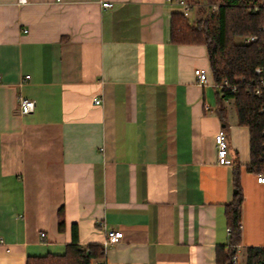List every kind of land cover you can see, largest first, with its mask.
Wrapping results in <instances>:
<instances>
[{"label":"crops","instance_id":"obj_1","mask_svg":"<svg viewBox=\"0 0 264 264\" xmlns=\"http://www.w3.org/2000/svg\"><path fill=\"white\" fill-rule=\"evenodd\" d=\"M101 1L0 0V264L63 253L74 225L82 247L122 231L102 264H215L216 246L229 243L235 171V248L264 246L249 128L233 97L196 81L205 46L170 41L182 5ZM21 97L31 112L19 113ZM221 128L227 164L216 158Z\"/></svg>","mask_w":264,"mask_h":264},{"label":"trees","instance_id":"obj_2","mask_svg":"<svg viewBox=\"0 0 264 264\" xmlns=\"http://www.w3.org/2000/svg\"><path fill=\"white\" fill-rule=\"evenodd\" d=\"M210 4L212 0H204ZM256 8H252L253 5ZM251 5V8L249 7ZM236 36H256L248 43L235 42ZM169 38L175 44H202L206 48L207 64L214 82H236L234 98L238 123L249 128L250 163L247 169L264 173V94L258 97L252 89L259 80L256 67H264V0H224L217 10L205 12L191 24L180 11L170 14ZM233 198L224 205L226 224L230 228L229 243L217 245L215 264H232L235 245L241 241L239 227L243 193L238 173L233 175ZM59 231L64 228L63 208L57 210ZM77 229L73 226L72 241L61 254L27 255L25 264H102L105 255L100 243L78 245ZM93 261H95L93 263ZM245 264H264V246L246 248Z\"/></svg>","mask_w":264,"mask_h":264},{"label":"built area","instance_id":"obj_3","mask_svg":"<svg viewBox=\"0 0 264 264\" xmlns=\"http://www.w3.org/2000/svg\"><path fill=\"white\" fill-rule=\"evenodd\" d=\"M22 1V0H20ZM177 3L182 5V13L186 17L189 15L190 11L193 8L194 3L190 0H176ZM113 5L112 2L107 0L101 1L102 7H111ZM213 9L217 10V6L215 4H212ZM256 36H248L244 38V42L248 43L252 40H255ZM193 73L195 75L196 81L201 85L211 84L216 90H218L220 93L229 92L234 93L236 91L237 84L236 82L242 80V78H235L236 82H230L228 80H222L220 82H214L210 78V73L207 67L199 66L194 68ZM255 73L259 76V80L256 83V85L253 87L252 92L254 95L261 97L264 94V67H256ZM25 78H28V76H25ZM94 103L98 104L100 103L99 98L94 99ZM35 102L31 99L27 98H19L18 99V111L20 114H26L31 112L34 109ZM214 143H215V149H216V158L217 162L219 164H227L228 163V141L226 137V132L224 129H219L214 134ZM257 182L264 183V173L257 174ZM240 227V224H239ZM230 232V228H227V233ZM122 231L115 228H108L105 230L104 240H103V247H107L111 244H115L122 238ZM243 255L239 253L238 250L235 251L231 258L232 264H238L239 260L241 259Z\"/></svg>","mask_w":264,"mask_h":264},{"label":"rangeland","instance_id":"obj_4","mask_svg":"<svg viewBox=\"0 0 264 264\" xmlns=\"http://www.w3.org/2000/svg\"><path fill=\"white\" fill-rule=\"evenodd\" d=\"M190 1H192L194 5L189 15L186 16V18L191 24H194L197 22L198 19L204 16L205 12H211L216 10L213 9L212 4H215V6H217L221 4L224 0H212L210 4H207L204 0H190ZM249 7L251 8V5H249ZM252 8H256V5L254 4ZM236 37L238 38L235 40V42L245 43L244 38L247 36H236ZM94 262L95 261H93V263ZM245 263H246V253L243 254L238 264H245Z\"/></svg>","mask_w":264,"mask_h":264}]
</instances>
